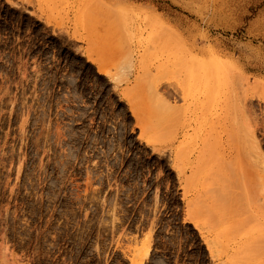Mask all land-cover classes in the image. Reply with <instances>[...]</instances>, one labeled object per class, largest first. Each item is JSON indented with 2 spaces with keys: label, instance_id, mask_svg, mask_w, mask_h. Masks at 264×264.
Returning a JSON list of instances; mask_svg holds the SVG:
<instances>
[{
  "label": "rangeland",
  "instance_id": "obj_1",
  "mask_svg": "<svg viewBox=\"0 0 264 264\" xmlns=\"http://www.w3.org/2000/svg\"><path fill=\"white\" fill-rule=\"evenodd\" d=\"M241 261L264 0H0V264Z\"/></svg>",
  "mask_w": 264,
  "mask_h": 264
},
{
  "label": "bare ground",
  "instance_id": "obj_2",
  "mask_svg": "<svg viewBox=\"0 0 264 264\" xmlns=\"http://www.w3.org/2000/svg\"><path fill=\"white\" fill-rule=\"evenodd\" d=\"M240 228H241V227H239L238 229L240 230ZM239 230H238V231H239ZM240 231H241V230H240ZM253 236H254V235H253ZM253 238H254V237H253ZM253 238H252V239H253ZM255 238H256V237H255ZM253 240H255V239H253ZM253 240H252V243L254 242ZM244 257H245V256H244ZM242 258H243V257H242ZM245 258H246V259H249L250 257L247 258V256H246ZM241 260H242V259H241ZM243 260H244V258H243ZM250 261H251V260H250ZM241 262H243V261H241ZM241 262H240V263H241ZM251 262H252V261H251ZM244 263H245V261L243 262V264H244ZM255 263L257 264L258 262H255ZM249 264H250V263H249ZM253 264H254V263H253ZM263 264H264V263H263Z\"/></svg>",
  "mask_w": 264,
  "mask_h": 264
}]
</instances>
